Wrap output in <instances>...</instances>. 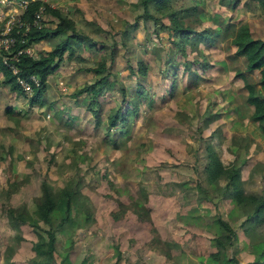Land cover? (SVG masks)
Returning <instances> with one entry per match:
<instances>
[{"label": "rangeland", "instance_id": "374dc122", "mask_svg": "<svg viewBox=\"0 0 264 264\" xmlns=\"http://www.w3.org/2000/svg\"><path fill=\"white\" fill-rule=\"evenodd\" d=\"M44 1L69 12L75 19L77 28L97 43L113 45L123 35L121 33L123 30L122 23H133L137 20L142 22L140 15L143 9L139 0ZM174 2L177 6L200 3L203 13L199 17L201 23H198V28L213 26L212 16L214 14L230 15L234 13V10L223 5L219 0H174ZM243 2L240 5H243ZM260 12V9L256 6L252 9H250V6H244L241 13L243 14V21L254 22L257 34L264 37V17L260 15ZM44 19L46 26H54L55 20L50 14L46 13ZM129 27L131 25L127 29ZM156 31H159V36L156 35ZM167 33L166 29L156 25L153 20L142 23L133 33L138 42L134 44L136 49L134 50V56L152 58L154 63L156 60L163 58V54L158 53L161 51L164 53L163 47L160 46L158 52L154 53L152 46L153 42L158 41L157 46L162 45L160 41L167 37ZM161 37H163L162 40H160ZM134 38L130 36L129 43H133ZM60 39H56L54 44ZM117 46H120V44L117 43ZM148 48L149 50L146 52ZM169 48H171L170 45L167 47L168 51ZM218 48L223 50V44L220 43ZM218 48H215V51ZM126 50H128V47ZM34 53L37 54L35 51ZM124 58L126 59L123 56V50H121L117 57V67L122 68L124 66ZM163 65L164 61H161L153 70L157 71ZM231 68H234L233 64H231ZM214 69L217 71L216 75L201 81V87L207 88L208 91H213L212 86L220 87L224 81L228 80V73L221 72L217 68ZM181 71L182 66L179 65L178 72L181 73ZM75 77L71 79L72 86H75L78 82V78L75 79ZM120 80L122 79L118 77V85H120ZM154 80L158 79L154 78ZM189 95L185 96V102L188 101ZM219 95H222V92H219ZM219 97L213 95L211 100H218ZM199 102L195 105H189L191 114L182 111L187 113L186 116L185 113L184 116H181L182 120L186 121L183 124L177 122L178 118L176 119L167 108H165V112L158 111L149 119H146L149 114L148 109H146V114L142 112L139 120L131 124L132 131L137 138L136 141L141 142L144 139H151L153 147H156L155 154L152 153L151 155L150 152H146L147 147L145 146V150L142 149L141 152H135L136 150L127 153L116 151V155L113 152L110 155L111 158H115L119 154L138 155L141 158L140 161L144 164L142 169L145 172L141 177L136 176V178L139 179L148 196L149 190L152 191V213L154 211L152 218L161 239L176 241V243L169 246V251L174 257H165V254L160 250L149 246V241L153 236L150 229L151 223L140 221L131 210H128L125 217L121 219L116 220L114 218L113 212L118 209V202L130 205V194H135L137 187L132 188L130 192L125 194H123L122 188L120 191L111 188L108 182L109 179L110 182L113 183L114 181L120 185L124 178L121 175L112 173L111 162H107L102 158H94L95 160L88 158L79 167L82 175L78 177L73 175L74 179L80 182L82 191L88 196L89 208L94 217L93 220L85 222L83 217L79 216L75 228L66 227L64 230H58L57 246L61 254L68 251L70 259L75 264H80L85 257L88 258V264H111L116 260L113 247V242H116L119 243L124 256L131 261L144 260L148 264H174V260H177L179 264H190L191 261L197 260L198 256L206 255L212 250L209 236L213 234V228H209V224L206 222L207 220L210 223L212 222L211 216L214 213H221L233 224L238 233L240 264H246L247 261L252 260L253 254L247 252L246 248L252 245L250 244V237L257 238L256 240L263 237L264 240V223L258 225L251 235L246 234L244 228L240 225L244 219L243 210L236 208L228 200H222L205 179L203 167L209 134L205 130L206 128L201 133L197 131L199 123H203V120H205L202 118L204 113L197 115V110L199 109L202 112L205 106L201 101ZM223 103V107L226 108L228 102H226V105L225 101ZM168 105L176 108L175 102ZM44 107L48 108V104H45ZM213 108L217 110L216 107ZM54 113L59 114L56 110H54ZM158 121L161 122V125L155 127L154 124H157ZM163 122L172 128H166ZM26 123L25 120L24 124ZM150 124L152 126H149ZM226 124V122H223L222 126ZM144 125L147 127H144ZM46 126L48 127H46L47 129L44 130L40 138L42 145L49 147L50 151L53 152L58 150L59 147L56 146L55 148L54 145L49 144L48 138L51 137L55 141L60 135L59 133H53V131H60L51 122H48ZM217 134H220V137L216 135L214 146L216 145V149L221 150L220 143L223 141V136L221 132H217ZM165 136H167V139ZM210 136H213V134ZM11 140L16 148L2 145L0 150V264H34L38 259H36V256L34 257L35 253L33 251L37 233L29 223L20 224L16 221V218L10 217L8 208L25 205L33 210L36 206L35 199L41 194L40 184L42 179L46 178L54 186H63L72 181L73 177L71 175L75 173V169L70 168V165H68L69 162L76 161L79 163L82 160L78 156L70 154L68 145L63 141H60L61 149L56 154V161H54L47 159L50 156L47 153L46 156L42 157L34 151H31L33 154L29 153L24 139L19 136L18 138L13 136ZM21 142L24 146L21 145ZM7 144L11 143L8 141ZM64 149H66V152H64ZM84 149L91 151V144L88 142ZM24 154L26 155L25 158ZM19 156H21V159H18ZM18 167H20V173L17 172ZM146 167L149 168L146 169ZM107 170L111 171L110 174L102 175L109 172ZM23 174L26 176L22 177L20 183H17V179ZM196 180L205 188H209V196L205 197V190L197 189L195 186ZM3 185H5V190L15 186L10 189L14 190L11 192L10 197L3 193ZM160 189L164 190L161 195L154 194H160L158 192ZM188 216H193L190 219L192 223H184V226L177 225L178 222H183ZM197 216L200 217L198 220H196Z\"/></svg>", "mask_w": 264, "mask_h": 264}, {"label": "crops", "instance_id": "0c3cea01", "mask_svg": "<svg viewBox=\"0 0 264 264\" xmlns=\"http://www.w3.org/2000/svg\"><path fill=\"white\" fill-rule=\"evenodd\" d=\"M20 1L22 0H13L9 6H0V19H3L5 15L11 11L21 12L22 8L20 6ZM25 1L29 4L32 0ZM241 2H243V0ZM239 5L234 9L231 8L234 10V13L230 14L231 16L229 14H214L212 16L214 25L209 26L220 32L215 43L192 39L190 44L186 46V53H183L174 43L169 42L168 33L165 39L162 40L163 37L160 38V40H162L160 41L162 45L157 46L159 41L153 42L152 48L154 53L158 52L160 46L164 49V53L163 51L158 52L163 54V58L156 60L155 63L152 58L134 56V50H136L134 44L138 42L137 39L134 38L135 36L133 33L142 23H147L152 20L149 19L144 21L141 14L142 22L137 20L133 23H122L121 27L123 30L121 33L123 35L120 37L119 41L113 43L117 48L116 55L113 60L107 59V65L111 72V83L106 84L97 97H93L90 92L78 94L77 90L86 84L95 83L99 78H102V74L97 73L94 68L102 58V45H106L109 48L113 45L97 43L89 35L80 31L77 28V24L76 28L79 34L81 36L87 35L90 40L96 42V45L90 47L86 40L81 43L74 41L73 45L75 52L70 56L65 53L58 66L48 76L47 87L41 103L31 104L29 98L24 94L25 92L22 93L11 84L6 83V76L0 68V150L2 149V145H9L16 148L15 145L13 146L11 138L13 136L18 138L19 136L24 139L29 153L34 151L40 154L41 157L46 156L45 154L47 153L50 154L47 159L56 161V154L61 149L60 141H63L68 145L69 153L78 156L82 160L79 163L71 161L68 164L70 168L72 167L75 169V173H71L73 181L77 180L74 179V176L78 177L82 175L79 167L83 165L85 160L88 158L92 160H95L94 158H102L107 162H111L110 168H112V173L121 175L124 178L120 185L116 184L114 181L113 184L109 183L111 188L113 187L117 191H120L122 188L123 194H125L130 192L132 188L137 187L135 194H130L132 199L138 197L139 188L146 193L139 179L136 178V176L141 177L145 172V170L142 169L144 164L140 161L141 158H139L138 155L128 156L119 154L115 158H111L110 155L112 152L116 155V151H123L122 153L125 151L127 153L128 151L136 150L135 152H141L143 151L142 149L145 150V146L147 147L146 152H150L152 155V153L155 154L154 150L156 147H153L151 139H144L141 142H137L131 124L139 120L142 112L146 114V109H148L149 112L146 119H149L150 116H154L158 111L165 112V108H167L169 112H172V115H174L176 119L178 118L176 120L177 122L183 124L186 123V121L182 120L181 116H184L185 113L182 111L191 114L189 105H195L201 101L205 106L202 112H200L199 109L197 110V115L204 113L202 118L205 120H203V123H199L197 131L201 133L205 128V130L208 131L209 141H207L206 145L208 143L214 145L216 135L220 137V134H217V132H221L223 136V141L220 143L221 150H216L224 159L236 161L242 166V179L247 191L264 195V131L261 129L258 122L252 119L253 106L247 103V92L244 89V80L241 76L237 75L238 70L245 71L246 62L243 57L235 55L236 47L231 42V33H224L218 25L219 23L226 24L228 22L238 24L240 21H243V14L241 13L243 12V5ZM58 8L63 10L61 7ZM50 15L55 20L54 26H56L58 18L52 14ZM136 22L139 25L134 27L133 24ZM249 22L251 23V31L257 33L254 22ZM130 25L131 27L127 29ZM158 33L159 31H156L157 36H159ZM130 36L134 38L133 43H129ZM63 37V35H58L35 41L32 43L33 49L36 53L50 51L63 39ZM58 38L61 39L54 44V41ZM117 43H119L120 46H117ZM220 43L223 44V50L222 48H218ZM168 45L171 46L169 51L167 50ZM127 47L128 50H126ZM215 48H218V50L215 51ZM121 50H123V56L126 57V59L124 58V66L119 68L117 67V57ZM148 50L149 48L146 52ZM140 61H143L147 66V72L143 71V74L140 69H137ZM161 61H164V65L159 67L157 71H154L153 68ZM231 64L234 65V68H231ZM179 65L182 66L181 73L178 72ZM214 68L219 69L221 72L228 73V80L224 81L220 87L212 86L211 89L213 91H208L207 88L201 87V81L207 80V78L209 79L212 75H216L217 71ZM230 71H232V73H230ZM257 74L256 70L255 73H248L247 76L254 81L257 79ZM74 76L78 78V82L75 86H72L71 79ZM118 77L122 79L120 80V85H118ZM154 78L158 80H154ZM138 83H142L145 86V96L141 99L139 115L137 117L128 115L126 123H123L122 116H119L117 123L111 124L109 116L113 112L121 109V112H124L129 108V97L132 95L134 89H136L135 86L137 87ZM121 84L127 88V101L123 98ZM100 86L101 85H98V87ZM219 92H222V95H219ZM188 94H190L187 98L188 101L185 102V96ZM213 95H218L220 97L218 100L215 99L213 101L211 100ZM223 95H225V97H223ZM224 101L225 105L226 102H228L229 107H223ZM173 102H175L176 108L168 105ZM45 104H48V108L44 107ZM213 107H216L217 110H214ZM54 110L59 112V114L56 115ZM220 114L222 115L220 116ZM186 115L187 113H185V116ZM25 120L27 122L26 124H24ZM48 122L53 123L60 131H53V133H59L60 135L55 141L51 137L48 138L49 144L54 145L55 148L56 146L59 147L58 150L53 152L50 151L49 147L42 145V140L40 138L44 130L47 129L46 127L48 126H46V124ZM223 122L227 124L222 126ZM160 125V121L154 124L155 127H159ZM163 125H166V128H172L165 124V122H163ZM149 126H152V124ZM144 127L147 126L144 125ZM211 134H213V136H210ZM165 138L167 139V136H165ZM8 141L11 144H7ZM88 142L91 144V151L84 149ZM21 145L24 146L22 142ZM215 148H217L216 145ZM18 150L20 151V149ZM64 152H66V149H64ZM25 156L24 154V158ZM18 159H21V156H19ZM148 168L149 167H146V169ZM17 172H21L20 167L17 168ZM110 172L111 171L105 172L102 175H108ZM23 175L19 176L17 183H20L22 177L26 176ZM44 181H47L55 188L60 187L54 186L50 181L44 178L40 184L41 194L42 183ZM14 187L15 186L9 187L7 194L5 185H3L2 191L7 197H10L12 194L11 192L14 191L10 189ZM158 192L160 194H154L161 195L164 190L160 189ZM151 193L152 191L149 190V196L147 193L146 194L148 197L147 206L151 207L152 210ZM118 203H120V201ZM125 204L129 205L128 203ZM153 214L154 211L153 213L151 211V217ZM134 215L137 217L135 213ZM154 225L156 226L155 223ZM256 239L257 238L250 237V244L262 241L263 237L258 240ZM246 250L247 252H251L250 246L246 248ZM252 261L253 258L247 261L246 264Z\"/></svg>", "mask_w": 264, "mask_h": 264}, {"label": "trees", "instance_id": "16d2710c", "mask_svg": "<svg viewBox=\"0 0 264 264\" xmlns=\"http://www.w3.org/2000/svg\"><path fill=\"white\" fill-rule=\"evenodd\" d=\"M139 1L143 9L144 21L151 19L156 25L166 29L169 34V42L174 43L183 53H186V46L190 44L192 39L215 43L218 38L220 32L213 27L198 29V23H201L199 17L203 13L200 3L177 6L174 0ZM219 1L223 5L234 9L242 0ZM42 5L46 7L47 13L58 18L56 26L47 27L45 24L41 28H32L26 35V43L18 44L32 45L35 41L58 35H63V39L50 51L38 52L35 55L22 54L17 62L20 67L18 75L14 74L5 65L0 51V68L6 76V83L24 93L25 90L19 84L17 77L28 78L32 74L39 77V86L34 87L32 95L28 97L31 104L42 102L48 76L58 66L65 53L70 56L75 52L74 41L81 43L86 40L90 47L96 45V42L90 40L87 35L81 36L79 34L76 23L69 12L58 7H52L44 0H32L23 13L24 18L31 20ZM244 6H250V9L256 6L261 11L260 15L264 17V0H245L243 2ZM133 25L137 27L139 24L136 22ZM218 25L224 33H231V42L236 47L235 55L243 57L246 62L245 71L238 70L237 75L243 78L244 89L247 92L246 101L253 106L252 119L257 121L264 131V37L258 35L255 31H251L249 21H240L238 24L232 22L219 23ZM101 50H103L102 58L94 70L101 73L102 78H99L95 83L80 87L77 90L78 94L90 92L93 97H97L101 89L106 84L111 83V72L107 65V59H114L117 48L116 45L111 48L102 45ZM137 69H140L142 74L143 71L147 72V66L143 61L139 62ZM256 70L258 73L257 79L253 81L248 78L247 74L255 73ZM98 85L101 86L98 87ZM135 88L129 97V108L124 112H121L122 109L113 112L109 116L111 124L117 123L119 116H122V122L126 123L128 115L136 117L139 115L141 99L145 96V86L138 83ZM121 92L124 100L127 101V88L123 84H121ZM205 152L206 157L203 167L205 179L209 186H212L220 195L221 199H228L236 208L243 210L245 219L241 221L240 225L244 228L246 234L251 235V232L256 230L259 224L264 223V195L247 191L242 179V166L236 161L224 159L213 144L208 143ZM108 181L112 183L110 180ZM195 186L199 190H205V197L209 196L208 187L205 188L198 180L195 181ZM138 190V197L132 198L130 205L119 203V209L113 212L114 218L116 220L121 219L128 210H131L141 221L151 223L150 229L153 236L149 241V246L160 250L165 254V257L173 258L169 246L176 243V241L161 239L158 229L152 221L151 207L147 206V194L141 188ZM6 192L8 194V190ZM35 201L36 206L33 210L25 205L8 208L10 217L16 218V221L20 224L29 223L37 233L33 251L35 253L34 257L36 256V259H38L34 264H75L70 259L68 251L62 252V254L59 252L57 241L59 238L58 230H64L66 227L75 228L79 216H82L85 222L93 220L94 216L89 208V198L81 190L80 183L72 179L64 186L55 188L44 181L42 183V194ZM192 217L188 216L183 222H178L177 225L184 226V223H192L190 220ZM199 218L197 216L196 220ZM211 219V223L208 220L206 223L209 224V228H213V234L209 236L213 248L206 255L198 256L197 260L191 261L190 264H240L238 258V252L240 251L239 237L235 227L221 213H214ZM113 244L116 260L111 264H148L144 260L131 261L124 256L119 243L113 242ZM250 249L254 256L253 261L249 264H264V240L252 243ZM176 261L174 260V264H179ZM80 264H88V258L85 257Z\"/></svg>", "mask_w": 264, "mask_h": 264}, {"label": "built area", "instance_id": "2783aa9c", "mask_svg": "<svg viewBox=\"0 0 264 264\" xmlns=\"http://www.w3.org/2000/svg\"><path fill=\"white\" fill-rule=\"evenodd\" d=\"M13 0H0V6H9ZM50 4V3H49ZM28 3L25 0L20 1L21 12L11 11L0 19V51L2 60L11 71L18 75L20 67L17 62L22 54L34 55L32 45H19L26 43L27 34L32 28H41L46 23L44 16L47 13L44 5L40 6L31 20L24 18L23 13ZM50 6L54 7L50 4ZM17 80L26 92L27 97L33 93L34 87L39 86L40 79L37 75L32 74L28 78L18 76Z\"/></svg>", "mask_w": 264, "mask_h": 264}, {"label": "clouds", "instance_id": "9594fccd", "mask_svg": "<svg viewBox=\"0 0 264 264\" xmlns=\"http://www.w3.org/2000/svg\"><path fill=\"white\" fill-rule=\"evenodd\" d=\"M27 96V95H26Z\"/></svg>", "mask_w": 264, "mask_h": 264}]
</instances>
